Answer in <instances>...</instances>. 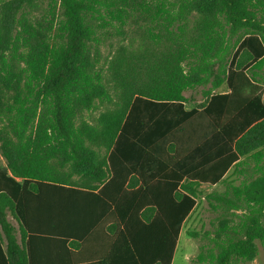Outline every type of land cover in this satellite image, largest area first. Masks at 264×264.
Masks as SVG:
<instances>
[{
    "label": "trees",
    "instance_id": "16d2710c",
    "mask_svg": "<svg viewBox=\"0 0 264 264\" xmlns=\"http://www.w3.org/2000/svg\"><path fill=\"white\" fill-rule=\"evenodd\" d=\"M0 153V264H71L74 242L35 232L27 211L28 193L65 186L112 206L104 264H172L204 183L224 188L205 195L213 230L190 232L208 240L193 264L252 261L264 0H0Z\"/></svg>",
    "mask_w": 264,
    "mask_h": 264
},
{
    "label": "crops",
    "instance_id": "0c3cea01",
    "mask_svg": "<svg viewBox=\"0 0 264 264\" xmlns=\"http://www.w3.org/2000/svg\"><path fill=\"white\" fill-rule=\"evenodd\" d=\"M0 166H7V161L1 153ZM227 175L231 176L236 184L239 183V177L233 168ZM219 184L222 183L215 185L202 184L199 197L203 194L202 188L205 186H213L212 190H223L216 188ZM58 189L54 193H50V196H41V194L33 192L27 194V211L32 230L35 232H48L67 238L68 242L73 241L75 246L72 248L73 258L71 264H104L103 261L111 251L112 243L110 245L108 242L109 236L105 227L101 228L100 226L105 218L111 214L112 206L100 196L98 189L89 190L71 186ZM49 199L50 201L70 202V206L63 205L60 207V205L57 207L56 205V209L49 207V210L46 211L44 202ZM68 244H66V247L69 246ZM60 247H63L64 250V246L60 245ZM176 251L177 247L174 249L172 264L175 260ZM61 261L64 263L63 260L56 263L60 264ZM108 264L126 263L125 260L119 258L118 261H110Z\"/></svg>",
    "mask_w": 264,
    "mask_h": 264
},
{
    "label": "rangeland",
    "instance_id": "374dc122",
    "mask_svg": "<svg viewBox=\"0 0 264 264\" xmlns=\"http://www.w3.org/2000/svg\"><path fill=\"white\" fill-rule=\"evenodd\" d=\"M45 5V3L42 4V7ZM102 50L105 54L108 53V46L104 45L102 47ZM224 89V88H221ZM202 88H198L194 91L189 90L186 91V96H195L199 100H201L202 97ZM111 103H103L99 105V108L92 113L88 114V119L93 121L98 114L106 109L107 107H110ZM213 186H205L202 188L203 194L201 197H199L198 205L192 212V214L187 218L185 221V225L182 229V232L180 234L179 242L177 245V251L176 256L173 264H193V261L198 256V254L201 251V245L208 243V240L204 237H194L190 234L191 231H203L204 229L213 230V227L211 225V221L214 219L215 213L209 209L208 202L205 199V195L211 191ZM217 189H223L222 184H219ZM13 220V219H12ZM14 221V220H13ZM217 224V221L215 222ZM259 247V253L258 255L249 262H246L245 264H264V246L261 244V242H257Z\"/></svg>",
    "mask_w": 264,
    "mask_h": 264
}]
</instances>
